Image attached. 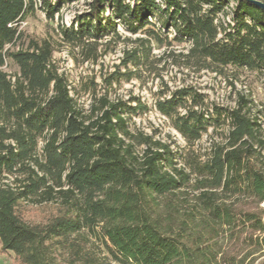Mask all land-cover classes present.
Instances as JSON below:
<instances>
[{
	"label": "trees",
	"instance_id": "1",
	"mask_svg": "<svg viewBox=\"0 0 264 264\" xmlns=\"http://www.w3.org/2000/svg\"><path fill=\"white\" fill-rule=\"evenodd\" d=\"M68 1L0 0L1 251L19 264H264V136L250 100L240 95L227 107L190 86L162 92L157 109L189 142L228 127L225 144L178 166L170 145L130 129L129 120L149 110L145 101L97 96L90 80L87 112L59 71L52 42L26 40L23 22L39 11L55 20ZM87 5L56 28L86 59L118 43L120 26L147 35L125 51L122 63L132 69L104 76L110 87L138 75L153 42L171 45L172 30L187 42L180 54L187 67L264 75V7L255 0ZM229 13V22L220 17ZM9 62L14 75L4 69ZM27 205H47L49 216L28 221ZM85 230L101 240L100 253L88 250Z\"/></svg>",
	"mask_w": 264,
	"mask_h": 264
},
{
	"label": "rangeland",
	"instance_id": "2",
	"mask_svg": "<svg viewBox=\"0 0 264 264\" xmlns=\"http://www.w3.org/2000/svg\"><path fill=\"white\" fill-rule=\"evenodd\" d=\"M89 1H68L56 15L55 20H50L43 11H39L36 16L30 17L22 24L26 40L35 36L39 40L48 39L52 42L54 45L53 58L59 71L68 77L70 85L73 87L72 93L79 106L89 112L94 97V89L93 85L89 83L90 80H95L98 83L97 96L108 92L111 100L118 98L131 100L133 97H140L148 104L149 110L143 115L133 116L129 120L130 129L135 133L152 136L154 140L170 145L171 150L177 153L176 160L180 167H184L190 158L205 159L213 146L225 144L224 134L228 132V127L210 128L203 133L199 140L189 142L174 127L172 120L157 109L156 101L160 94H163L162 92L169 94V91L190 86L204 93L209 103L227 107H235L239 96L244 95L250 100L249 107L252 114L261 119L264 136V75L247 68L233 66L226 67L219 72L198 71L195 67H187L183 57L180 56L187 50V42L178 43L174 40L173 30L168 35L169 40H172L171 45L152 43L150 56L141 65L138 75H134L130 79L124 76L123 79L115 81L110 87L104 81V76L118 70L125 72L127 68L132 69L133 64L126 67L122 63L125 51L132 50L136 46V40L146 38L147 35L142 32L132 33L120 26L119 32L122 39L118 43L113 42L106 50L100 46V54L97 59H86L77 49H73L61 40L56 28L58 23L69 24L77 14L86 11ZM235 4L236 2L232 1L230 7ZM220 17L229 22L232 14H224ZM4 69L14 75L17 66L9 62L4 66ZM180 110L184 112L183 109ZM143 149V145L138 147L141 152ZM49 211L50 207L47 205H27L23 213L26 220L40 222L49 216ZM82 236L87 241L88 250H96L98 253L103 250L99 237L88 230H85ZM0 264H19V262L13 253H5L0 249Z\"/></svg>",
	"mask_w": 264,
	"mask_h": 264
},
{
	"label": "water",
	"instance_id": "3",
	"mask_svg": "<svg viewBox=\"0 0 264 264\" xmlns=\"http://www.w3.org/2000/svg\"><path fill=\"white\" fill-rule=\"evenodd\" d=\"M255 2L257 4H259L260 6L264 7V1H261V0H255Z\"/></svg>",
	"mask_w": 264,
	"mask_h": 264
},
{
	"label": "built area",
	"instance_id": "4",
	"mask_svg": "<svg viewBox=\"0 0 264 264\" xmlns=\"http://www.w3.org/2000/svg\"><path fill=\"white\" fill-rule=\"evenodd\" d=\"M261 206H263V207H264V201H263V202H261Z\"/></svg>",
	"mask_w": 264,
	"mask_h": 264
}]
</instances>
